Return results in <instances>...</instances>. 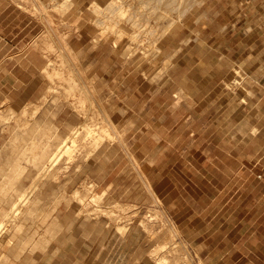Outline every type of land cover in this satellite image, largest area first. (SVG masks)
I'll list each match as a JSON object with an SVG mask.
<instances>
[{"label":"rangeland","instance_id":"rangeland-1","mask_svg":"<svg viewBox=\"0 0 264 264\" xmlns=\"http://www.w3.org/2000/svg\"><path fill=\"white\" fill-rule=\"evenodd\" d=\"M175 1L0 0V264H221L210 250L246 233L264 0Z\"/></svg>","mask_w":264,"mask_h":264},{"label":"crops","instance_id":"crops-1","mask_svg":"<svg viewBox=\"0 0 264 264\" xmlns=\"http://www.w3.org/2000/svg\"><path fill=\"white\" fill-rule=\"evenodd\" d=\"M81 1H86V4H96L99 7L105 6L108 4L111 0H77L78 6L81 8L80 4ZM239 14L240 12H235ZM243 13V12H242ZM254 12H247V19L250 22L252 20V14ZM247 26H251V24H247ZM228 28L227 26L223 28V32L221 34H227L229 33V37L232 38L234 36L233 32H230V30H226ZM239 30V29H238ZM238 30H236L235 35L237 34ZM204 32V30H203ZM239 33V32H238ZM218 37L212 36V40H215ZM211 41V40H208ZM208 45L207 40H203V46L206 47ZM252 50H250L251 52ZM217 52V51H216ZM218 63L220 64L223 59L222 55L216 54ZM198 67L200 69H207V70H214L216 77L215 82H220L219 71L218 68H220L219 65H210V61L204 60L203 58L198 63ZM207 72V71H206ZM221 74V73H220ZM246 189V188H244ZM239 188L236 189L238 191ZM256 200V201H255ZM253 203H247L245 206L247 208V213L245 216L240 220H247L246 222V233H240L235 236L236 241L233 242L232 237L225 236L222 240H220V245H217L215 248L210 250L209 256L215 255L214 253L222 252L220 256L218 257V262H221V264H264V223H260L258 225V228L255 227L256 222L263 219L264 220V194L260 199H255ZM257 220V221H256ZM261 224H263L261 226ZM215 239V238H214ZM230 241V248L228 245V242ZM246 247H244V245ZM231 260L229 263L227 260Z\"/></svg>","mask_w":264,"mask_h":264},{"label":"bare ground","instance_id":"bare-ground-1","mask_svg":"<svg viewBox=\"0 0 264 264\" xmlns=\"http://www.w3.org/2000/svg\"><path fill=\"white\" fill-rule=\"evenodd\" d=\"M176 3V1L175 0H166V1H163V0H156V6L154 7V11H158V10H161V12H163V14L165 13L164 11H167V10H169L170 8H171V6H173L174 4ZM147 6V5H146ZM124 7L122 6V3H118L117 1L116 2H113L111 5H110V7H109V10H110V12H118L120 15H125V12H129V10H126V9H123ZM173 8H175V7H173ZM147 9V8H146ZM149 11H150V9H149ZM153 11V10H152ZM170 11V10H169ZM142 12V11H141ZM155 13V12H154ZM151 14H153V13H151ZM127 15V14H126ZM133 15H134V13H133ZM128 16V15H127ZM130 16H132V14L130 15ZM129 16V17H130ZM152 16V15H151ZM167 16V15H166ZM157 17H158V15H157ZM124 18V17H123ZM133 18V17H132ZM159 18H161V17H159ZM168 18V17H167ZM131 18H129V20H130ZM165 20V19H164ZM113 21V20H112ZM159 21V20H158ZM161 21V20H160ZM171 23V22H170ZM168 24L167 26H169L170 27V25H172V23L171 24ZM136 26V25H135ZM111 27V26H110ZM167 29H168V27H166ZM113 29V28H112ZM109 30V29H108ZM168 31V30H167ZM106 32V31H105ZM27 107H29V106H27ZM24 112V111H23ZM2 113V112H1ZM25 114H26V112H24ZM12 116V115H11ZM25 122V121H24ZM24 122H23V125H24ZM26 123V122H25ZM21 124H22V121H21ZM82 127H83V125H82ZM88 128H89V126H88ZM90 130V129H89ZM78 131V130H77ZM87 133H89V132H87ZM98 135V134H97ZM112 137V136H111ZM97 138H98V136H97ZM102 138V137H101ZM30 141H32L31 139H30ZM95 143V142H94ZM33 144V143H32ZM62 144V143H61ZM72 144V143H71ZM26 145H27V143H26ZM25 145V146H26ZM60 147V146H59ZM96 147V146H95ZM26 150V149H25ZM34 150H35V148H34ZM33 150V151H34ZM44 150V149H43ZM68 150H69V148H68V146H67V144H64V145H62L59 149H57V152H55V153H53L51 156H49L48 158H47V160L45 161V162H42V160H41V164H40V170L41 171H39V172H41V174L43 175V174H47L48 172H49V169H50V167L53 165V164H55V163H57L59 160H60V157H61V155H62V153H64V152H68ZM33 151H32V154H33ZM22 152V151H21ZM36 156V155H35ZM40 161V160H39ZM39 166V165H38ZM35 167H36V165H35ZM53 167V166H52ZM18 169V168H17ZM51 170V169H50ZM13 171V170H12ZM38 175V174H37ZM18 176V175H17ZM42 177V176H41ZM36 178V177H35ZM2 182V181H1ZM10 185V184H9ZM4 189V188H3ZM34 189V188H33ZM30 190V189H29ZM2 192V191H1ZM23 193V192H22ZM22 193H21V196H22ZM21 196H20V199H22L21 198ZM24 196H25V192H24ZM28 196V195H27ZM17 198V197H16ZM23 199H26V197L25 198H23ZM30 200H28V202H29ZM19 202V201H18ZM26 202V201H25ZM23 203V202H22ZM18 204H20L21 205V203L19 202ZM19 206V205H18ZM21 207V206H20ZM12 209H14V210H12ZM11 209V211H15V208H12ZM16 210H17V208H16ZM27 210V209H26ZM26 212V211H25ZM11 213V212H10ZM15 213V212H14ZM27 214V213H26ZM6 216V215H5ZM12 216H13V214H12ZM4 218V217H3ZM12 218V217H11ZM5 219H7V218H5ZM14 220V219H13ZM16 220V219H15ZM7 221V220H6ZM9 222V221H8ZM11 222V221H10ZM2 223H3V220H2ZM2 223L0 224V225H2ZM5 223V222H4ZM13 223V222H12ZM4 225V224H3ZM9 226V225H8ZM14 226V225H13ZM1 228V227H0ZM18 228V227H17ZM1 231H0V234H1V232H2V229H0Z\"/></svg>","mask_w":264,"mask_h":264},{"label":"built area","instance_id":"built-area-1","mask_svg":"<svg viewBox=\"0 0 264 264\" xmlns=\"http://www.w3.org/2000/svg\"><path fill=\"white\" fill-rule=\"evenodd\" d=\"M260 178L264 180V173L260 175Z\"/></svg>","mask_w":264,"mask_h":264}]
</instances>
